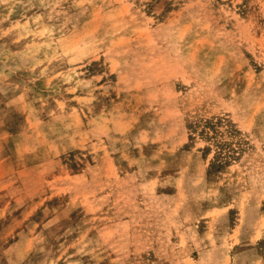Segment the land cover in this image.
<instances>
[{"label": "rangeland", "instance_id": "obj_1", "mask_svg": "<svg viewBox=\"0 0 264 264\" xmlns=\"http://www.w3.org/2000/svg\"><path fill=\"white\" fill-rule=\"evenodd\" d=\"M0 264H264V0H0Z\"/></svg>", "mask_w": 264, "mask_h": 264}]
</instances>
